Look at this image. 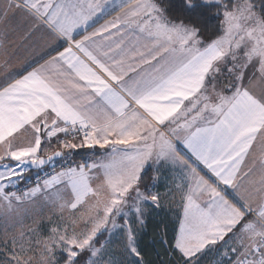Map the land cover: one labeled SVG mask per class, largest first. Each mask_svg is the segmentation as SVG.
Segmentation results:
<instances>
[{
    "label": "crops",
    "instance_id": "1",
    "mask_svg": "<svg viewBox=\"0 0 264 264\" xmlns=\"http://www.w3.org/2000/svg\"><path fill=\"white\" fill-rule=\"evenodd\" d=\"M220 35L171 22L156 0H0V165L60 151L112 167L119 155L131 178L151 173L150 193L234 205L227 194L244 208L234 183L264 124V89L247 62L229 66L233 44ZM217 71L229 89L211 82ZM77 127L90 133L69 138Z\"/></svg>",
    "mask_w": 264,
    "mask_h": 264
},
{
    "label": "rangeland",
    "instance_id": "2",
    "mask_svg": "<svg viewBox=\"0 0 264 264\" xmlns=\"http://www.w3.org/2000/svg\"><path fill=\"white\" fill-rule=\"evenodd\" d=\"M200 1L222 5L227 0ZM230 3L220 23L221 43L233 44L235 62L229 66L235 71L247 62L264 89V34L255 30L264 25L253 0ZM228 72L231 74L232 69ZM215 75L211 82L225 80L223 89H229L230 80L219 71ZM209 88L213 90V86ZM53 138L47 134L44 145ZM35 142L24 154L38 148V140ZM252 144L255 146L248 153L247 166L244 171L240 168L234 183L236 192L242 190L247 200L244 208L237 203L240 209L222 198L206 199L202 206H196L189 201L182 203L180 195L169 199L164 193H141L138 181L130 177L133 171L122 168L124 160L119 155H113L112 167L107 156L88 163L70 158L69 162L79 164L75 170L57 172L46 183L26 187L23 176L29 167L14 156L11 165H0V264H143L137 241L153 208L158 218L165 217L166 212L172 214L178 228L173 249L191 264L212 251L218 257H204L202 264H261L264 124ZM109 189L110 193H103ZM161 208L165 211L159 214ZM213 213L216 219L211 221Z\"/></svg>",
    "mask_w": 264,
    "mask_h": 264
},
{
    "label": "trees",
    "instance_id": "3",
    "mask_svg": "<svg viewBox=\"0 0 264 264\" xmlns=\"http://www.w3.org/2000/svg\"><path fill=\"white\" fill-rule=\"evenodd\" d=\"M156 1L160 4L165 17L168 20L171 22H181L191 26L197 31L198 35L208 42L215 40L220 35V22L222 13L225 10H229L231 6L230 0H227L222 5L204 4L201 3L200 0ZM253 2L255 3L256 11L259 14L260 19L264 23V0H253ZM61 159L64 160L67 158H63L62 156ZM71 162L75 167L74 162L72 160ZM51 164L57 163L52 162ZM32 172L36 171H33L29 168L27 176H29V174L31 175ZM200 174L215 186L212 180L206 177L202 172H200ZM150 175L151 173L146 171L142 173L137 180L139 184L138 187L145 193L148 191V185L151 181ZM224 196L240 209L237 203H235V201L230 196L227 194H224ZM153 211H151L145 218L141 227L140 236L137 241L138 251L142 263L188 264V261L182 259L173 249L175 221L172 218V215L166 212L165 217L161 216L162 218H158L154 214L156 213L154 208ZM164 211L165 209H163V211H159V214H161L160 212Z\"/></svg>",
    "mask_w": 264,
    "mask_h": 264
},
{
    "label": "built area",
    "instance_id": "4",
    "mask_svg": "<svg viewBox=\"0 0 264 264\" xmlns=\"http://www.w3.org/2000/svg\"><path fill=\"white\" fill-rule=\"evenodd\" d=\"M90 133L88 128L85 127H77L75 129H70L69 130V138L75 139V138H80V137H87L88 134ZM69 159H64L61 162L57 164H50L47 166L45 169H42L40 171L32 172L31 175L25 177L23 179V185L24 186H37L38 184H43L48 181H50L53 177V175L57 172H68L72 168H74V165L72 162L68 161ZM264 264V261L263 263Z\"/></svg>",
    "mask_w": 264,
    "mask_h": 264
},
{
    "label": "water",
    "instance_id": "5",
    "mask_svg": "<svg viewBox=\"0 0 264 264\" xmlns=\"http://www.w3.org/2000/svg\"><path fill=\"white\" fill-rule=\"evenodd\" d=\"M62 156H63L62 152L56 151V152L52 153L51 155H49L47 157L39 158L36 161H22V164L29 167L33 171H37V170L45 168L46 166H48L52 162H54L58 159H61Z\"/></svg>",
    "mask_w": 264,
    "mask_h": 264
}]
</instances>
